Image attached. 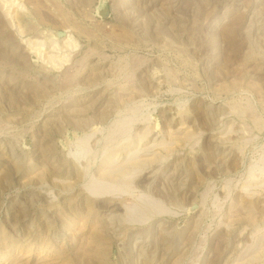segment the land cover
<instances>
[{
    "label": "rangeland",
    "instance_id": "rangeland-1",
    "mask_svg": "<svg viewBox=\"0 0 264 264\" xmlns=\"http://www.w3.org/2000/svg\"><path fill=\"white\" fill-rule=\"evenodd\" d=\"M0 264H264V0H0Z\"/></svg>",
    "mask_w": 264,
    "mask_h": 264
}]
</instances>
